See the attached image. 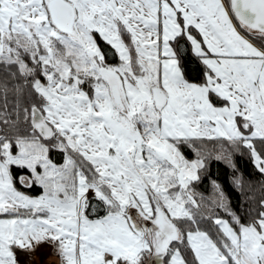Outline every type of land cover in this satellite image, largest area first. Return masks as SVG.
I'll use <instances>...</instances> for the list:
<instances>
[{
  "label": "snow or ice",
  "instance_id": "obj_1",
  "mask_svg": "<svg viewBox=\"0 0 264 264\" xmlns=\"http://www.w3.org/2000/svg\"><path fill=\"white\" fill-rule=\"evenodd\" d=\"M0 71V264H264V198L195 190L264 178V0H0Z\"/></svg>",
  "mask_w": 264,
  "mask_h": 264
},
{
  "label": "trees",
  "instance_id": "obj_2",
  "mask_svg": "<svg viewBox=\"0 0 264 264\" xmlns=\"http://www.w3.org/2000/svg\"><path fill=\"white\" fill-rule=\"evenodd\" d=\"M190 67L194 68L195 66L190 65ZM195 74L196 73L193 71L192 75ZM2 75L3 73L0 71V77H2ZM13 98L14 97L10 93L9 99L11 100ZM0 107H2V96H0ZM0 127H2V125H0ZM207 147L209 149V147H214V145L209 142ZM184 150L187 155L194 156L190 148L185 147ZM53 158L61 160V157L56 154H53ZM235 162L245 180L243 193L234 187L231 182L232 169L223 161H217L214 158L211 161L207 177L196 184L195 190L204 196L209 194L212 188L211 180L216 179L221 184L225 185L226 191L230 194L233 208L241 215H245L249 207L254 205L255 201L264 198V178H262L259 172L254 168L247 155L235 154ZM14 171L19 172L20 170L14 167ZM22 189L29 194H37L34 189L30 190L24 187H22ZM246 196L253 198L252 201L246 200ZM245 218L247 217L245 216ZM20 259L22 261V257Z\"/></svg>",
  "mask_w": 264,
  "mask_h": 264
},
{
  "label": "rangeland",
  "instance_id": "obj_3",
  "mask_svg": "<svg viewBox=\"0 0 264 264\" xmlns=\"http://www.w3.org/2000/svg\"><path fill=\"white\" fill-rule=\"evenodd\" d=\"M207 149H208V147H207ZM212 149H213V147H211V148L209 147L208 150L210 151ZM53 154H55V153H53ZM18 187H20L21 190H23L22 185L18 184ZM25 189H28V188H25ZM197 194H198L197 199H199L200 194L198 192H197ZM211 195H212V188H211V191L209 194H207L205 196L203 195V196L205 197V199H208L211 197ZM205 226H207V225H205ZM21 264H60V257L57 254V251L55 248H53L51 246H41V247L36 248L34 252L22 256Z\"/></svg>",
  "mask_w": 264,
  "mask_h": 264
},
{
  "label": "flooded vegetation",
  "instance_id": "obj_4",
  "mask_svg": "<svg viewBox=\"0 0 264 264\" xmlns=\"http://www.w3.org/2000/svg\"><path fill=\"white\" fill-rule=\"evenodd\" d=\"M24 188H26V187H24Z\"/></svg>",
  "mask_w": 264,
  "mask_h": 264
}]
</instances>
